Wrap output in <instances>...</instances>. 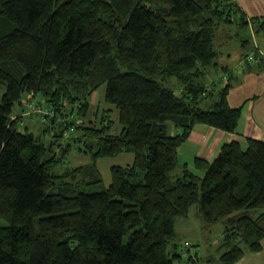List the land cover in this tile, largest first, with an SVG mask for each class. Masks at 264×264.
<instances>
[{
	"label": "trees",
	"instance_id": "obj_1",
	"mask_svg": "<svg viewBox=\"0 0 264 264\" xmlns=\"http://www.w3.org/2000/svg\"><path fill=\"white\" fill-rule=\"evenodd\" d=\"M249 25L264 34V20L245 19L233 0H0V264H173L176 219L194 205L224 223L223 264L261 251L264 141L196 158L201 177L176 171L196 124L236 130L232 69L222 86L198 80L218 64V30L233 27L226 34L239 31L244 46ZM247 51L239 69L256 60ZM103 84L117 118L90 125ZM26 116L48 123L49 141L23 127ZM73 148L91 161L57 172ZM123 153L132 163L111 166L105 186L96 160Z\"/></svg>",
	"mask_w": 264,
	"mask_h": 264
},
{
	"label": "crops",
	"instance_id": "obj_2",
	"mask_svg": "<svg viewBox=\"0 0 264 264\" xmlns=\"http://www.w3.org/2000/svg\"><path fill=\"white\" fill-rule=\"evenodd\" d=\"M233 2L245 19L255 18L264 20V0H233ZM229 30L233 29L222 27L220 30L219 35H221V42L224 43L226 52H221L220 56L222 57H219V60H224V66L229 70L232 69L233 74L230 78L232 86L227 95V101L230 106L241 107L242 109L238 126L234 132H226L207 124H196L191 130L188 138L178 148L179 166L176 170L177 173L185 167L195 175L201 177L203 172L196 167L195 159L202 158L211 161L218 154L221 146L226 142L237 140L242 144H245V139L247 137L264 141V34L256 33L254 28H251L249 25L248 29L241 30V33L243 30L245 31L246 36L240 34V37L248 39V42L246 45L240 46L238 41V33L240 32L234 31L233 36H229L226 34V31L228 32ZM221 47L222 46L219 44L218 49ZM248 49L251 50L252 53H255L256 60L250 63V65L239 69L241 63L240 60L243 59L244 54ZM225 56L227 59H225ZM233 69H235V71H233ZM225 75L228 76L227 73ZM15 115H17V113ZM169 131L175 133L177 129L172 127V125H169ZM125 154L127 153L118 156H126L124 157L126 161L125 164H131L133 156ZM90 161L91 159L89 158L88 162L81 165L87 164ZM125 164H123V166H125ZM98 170L100 172L99 168ZM102 178L104 185L107 186L110 181L106 183L103 176ZM197 208L199 211V207ZM185 241H188V239H185ZM261 243V251L246 252L235 264H264V238ZM178 249L181 250L180 246ZM193 254H195V251H188L186 253V251L182 250L181 252V256L187 259V264H195L197 258L196 255L194 256Z\"/></svg>",
	"mask_w": 264,
	"mask_h": 264
},
{
	"label": "rangeland",
	"instance_id": "obj_3",
	"mask_svg": "<svg viewBox=\"0 0 264 264\" xmlns=\"http://www.w3.org/2000/svg\"><path fill=\"white\" fill-rule=\"evenodd\" d=\"M223 27V26H222ZM222 27L218 30L217 36L220 33V30ZM231 29L234 30L233 27ZM244 33V32H243ZM245 34V33H244ZM220 39V45L222 46L220 49H218L219 52L225 53L224 43L221 42V35L219 36ZM217 40V38H216ZM216 43V47L218 48V43ZM222 57V56H220ZM224 59V54H223ZM225 59L227 57L225 56ZM217 66H210L209 68H206L204 70V74L200 77L198 80L200 84L212 88V87H218L222 86L224 84V60H217ZM169 81L170 86L173 88H178L179 84L175 81L174 78H170ZM105 88L106 84H103L100 86L91 96L90 102L91 107L90 111L88 113V117L86 120V123L93 125L94 123L97 124V121L99 122L103 116L106 115V113L111 114V118H117L116 112H109L107 109L109 108L105 102ZM218 89V88H217ZM3 89L0 88V97L2 95ZM29 98V96H28ZM26 100L23 99L22 103H24ZM43 102H41L42 105ZM14 113L22 112V106L16 103L13 107ZM97 121H96V120ZM35 124V129H34ZM48 123L44 124L41 119L34 120L31 116H26L24 118V126L28 131L33 132L34 134L40 135L45 141H49L50 139V130L47 128ZM70 130H73L71 128ZM120 131L119 123L116 122L114 124V127L112 129L113 133H118ZM66 140L67 136L64 137ZM131 156V154H125ZM124 155L121 156H115V157H105L100 158L96 160V165L100 169V172L102 176L104 177L105 182L110 181V172L109 169L113 165H122L125 164ZM128 157V156H127ZM89 156L76 151V149H72L71 153L67 156L65 159V162L62 164H58L55 167V170L57 172L63 171L67 167H74L81 165L85 162L89 161ZM98 161V164H97ZM130 165V164H125ZM198 206L194 205L190 208V211L187 215V217H179L176 219V231H177V238L176 242L180 245V249L183 251H186L187 248L184 245L185 239H188V241L191 242L193 245L190 249L192 252L195 251L194 256L196 255V262L195 264H223L220 260V256L222 254V251L218 248L219 242L221 241L223 234H224V223L222 221L209 224L206 223L200 216V213L198 211ZM256 210H252L251 212H255ZM3 226V221L0 219V227ZM182 240V241H181ZM182 242V243H181ZM170 249H172V246H170ZM187 259L183 256H177L174 258L173 264H187Z\"/></svg>",
	"mask_w": 264,
	"mask_h": 264
},
{
	"label": "built area",
	"instance_id": "obj_4",
	"mask_svg": "<svg viewBox=\"0 0 264 264\" xmlns=\"http://www.w3.org/2000/svg\"><path fill=\"white\" fill-rule=\"evenodd\" d=\"M26 102V101H25ZM65 136H67L66 134H64ZM184 245L186 246L185 248H187V250H186V253L188 252V251H191L190 249L192 248V244H191V242L190 241H186V242H184Z\"/></svg>",
	"mask_w": 264,
	"mask_h": 264
}]
</instances>
